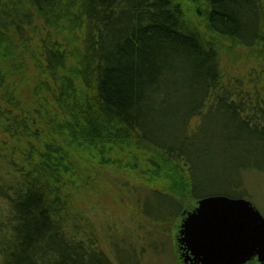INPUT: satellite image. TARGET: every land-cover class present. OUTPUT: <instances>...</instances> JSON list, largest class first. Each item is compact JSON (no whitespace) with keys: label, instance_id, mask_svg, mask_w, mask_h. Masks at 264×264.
Instances as JSON below:
<instances>
[{"label":"trees","instance_id":"16d2710c","mask_svg":"<svg viewBox=\"0 0 264 264\" xmlns=\"http://www.w3.org/2000/svg\"><path fill=\"white\" fill-rule=\"evenodd\" d=\"M263 168L264 0H0V264H114L85 193L172 236Z\"/></svg>","mask_w":264,"mask_h":264},{"label":"rangeland","instance_id":"374dc122","mask_svg":"<svg viewBox=\"0 0 264 264\" xmlns=\"http://www.w3.org/2000/svg\"><path fill=\"white\" fill-rule=\"evenodd\" d=\"M241 184L234 187L233 194L250 200L264 217V168L243 171ZM98 190L96 192L98 195L93 192L85 193L82 203L95 221L103 247L114 264H119L117 258L121 254L125 256V251L128 252L126 256L128 260L137 261V264H178L175 260L173 240H171L174 221L160 223L163 229L161 231L143 217L128 216L124 205L128 202L137 203V199L128 186H123L120 181L115 187H103ZM139 191L145 194L142 189ZM206 192L223 193L226 190L211 188ZM144 201L145 198L142 202H138L141 208L144 207ZM195 201H191L187 206L194 207ZM149 205L150 211L159 216L167 217L168 213H171L172 208H169L170 205L167 203L151 200ZM115 232L117 237L116 241H113V238H109L111 236L109 234Z\"/></svg>","mask_w":264,"mask_h":264},{"label":"water","instance_id":"95a60500","mask_svg":"<svg viewBox=\"0 0 264 264\" xmlns=\"http://www.w3.org/2000/svg\"><path fill=\"white\" fill-rule=\"evenodd\" d=\"M194 204L174 226L178 264H264V217L250 200L213 194Z\"/></svg>","mask_w":264,"mask_h":264},{"label":"flooded vegetation","instance_id":"af4514ba","mask_svg":"<svg viewBox=\"0 0 264 264\" xmlns=\"http://www.w3.org/2000/svg\"><path fill=\"white\" fill-rule=\"evenodd\" d=\"M176 225V224H175ZM173 238V240H174V242H175V238L174 237H172ZM173 246H174V244H173ZM175 252H174V255H175V260H176V255H177V257H178V254H179V250H177V245H176V243H175ZM256 264L254 261L253 262H251V264Z\"/></svg>","mask_w":264,"mask_h":264}]
</instances>
